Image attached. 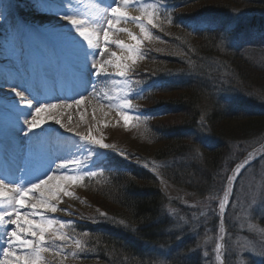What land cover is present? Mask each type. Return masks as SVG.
Wrapping results in <instances>:
<instances>
[{
    "label": "trees",
    "instance_id": "1",
    "mask_svg": "<svg viewBox=\"0 0 264 264\" xmlns=\"http://www.w3.org/2000/svg\"><path fill=\"white\" fill-rule=\"evenodd\" d=\"M166 6L174 22L159 23L168 54L151 50L132 77L145 85L137 99L138 112L149 117L143 153L167 164L154 168L145 158L127 162L109 154L108 165L101 166L104 181L86 187L102 211L125 221L73 225L87 233L100 264H201L189 255L197 228L201 237L210 226L218 233L223 219L225 231H233L232 202L224 218L219 208L226 177L264 141V0H166ZM24 8L31 10L30 3ZM233 9L244 23L222 45L217 31L190 26L204 16L229 19ZM151 171L180 188L190 204L168 198ZM254 218L264 227V215ZM245 258L264 264V258ZM232 259L224 255L225 264Z\"/></svg>",
    "mask_w": 264,
    "mask_h": 264
},
{
    "label": "snow or ice",
    "instance_id": "2",
    "mask_svg": "<svg viewBox=\"0 0 264 264\" xmlns=\"http://www.w3.org/2000/svg\"><path fill=\"white\" fill-rule=\"evenodd\" d=\"M72 2L73 0H29L35 12L52 13L58 20L66 22L60 25L37 26L23 18H15L13 11L18 6L0 0V25L7 24L6 41L16 45L23 56V45L26 40L46 35L61 37L66 44L63 55L71 65L76 82L69 95L58 86L59 77L55 71H45L35 79L30 73H21L8 56H0V109L9 113L5 119L3 140L0 141L5 155V163L0 170V264H63L62 257L66 258L67 252L65 246L72 240L65 228L73 222L46 213L67 211L60 209L58 205L63 202L64 197L74 195L69 190L71 186L86 177L97 175L96 171H89L85 166L108 165L107 155L102 150L113 149L115 146L96 138L91 132L87 135L73 132L74 138L66 136L58 128L51 126L55 124L64 127L55 112H50L47 120L38 117L46 110L71 108L73 104L81 105L84 100L83 93L88 92L90 87L94 90V81L91 77L95 75L99 79L101 76L108 78L111 75L106 67L95 60L97 52L103 51L101 32L105 46L111 43L126 49L129 53L126 59L131 61L130 64L121 63L120 57H117L115 63L117 74L120 77H128V74L134 71L136 57L143 58L141 45L152 35L149 28L159 27L158 14L160 8L166 4V0H156L155 3L145 6L151 11L146 12L144 16H130L125 9L140 3V0L122 2L111 0L107 5L104 4V0H96L99 14L82 20L77 19V13L69 7ZM127 21H139L142 36H138L127 27L117 28L118 24ZM173 22L170 15L168 23ZM189 23L194 31H217L222 45L225 40L235 35L244 21L241 13L233 9V16L226 20L204 16ZM113 31L127 33L135 43H125L119 38L110 41V34ZM111 55L117 54L112 52ZM49 58L51 61H57L59 54L52 50ZM6 85L10 89L8 92L3 91ZM48 89L54 94L49 95ZM144 90L143 87L129 89L120 97L121 103L118 106L125 110L134 109L136 106L129 97L141 95ZM77 96L79 99H76ZM41 98L59 102L43 103ZM121 115L126 126L133 119H139L138 116L130 115L129 111H123ZM203 119L201 116L202 121ZM67 131L72 132L71 129ZM118 155L127 158L129 154L120 151ZM37 158L46 159L47 164L42 171L33 173L30 168ZM252 159V154L249 153L244 161L232 170V175L226 177L227 187L224 188L223 199L219 202L221 213L228 203L233 181ZM143 166L147 167V164ZM100 215L106 216V213ZM124 223V220L119 221L120 225ZM74 243L76 248L81 247L80 241L76 240ZM216 247L219 253L221 245L218 244ZM259 254L264 257V250Z\"/></svg>",
    "mask_w": 264,
    "mask_h": 264
},
{
    "label": "rangeland",
    "instance_id": "3",
    "mask_svg": "<svg viewBox=\"0 0 264 264\" xmlns=\"http://www.w3.org/2000/svg\"><path fill=\"white\" fill-rule=\"evenodd\" d=\"M11 2L14 5H17L13 11V16L15 18H23L26 17L29 19L27 22L33 25L42 24L44 22L46 26L51 24H63L66 22L60 21L53 16L52 13H37V15H33V9L24 8V6L29 3V0H5V3ZM86 1L82 0H73L72 4L69 5L75 13H77L76 17L85 18L87 16L90 17V14H93L92 10L86 9ZM156 0H140L138 5L140 16H144L146 12H150V8H146V5L155 3ZM168 7L165 6L160 8L158 14V23L163 22L166 23L168 19V15L170 14ZM72 14V13H70ZM26 21V20H25ZM161 24L159 23V27L149 28V31L152 33L151 37L143 41L141 45V52L143 54V58L139 56L136 57V63L134 69L143 68L144 67V59L146 54L151 53V50L155 49L156 53L161 55H166L168 49V44L165 42L166 37H164V33L161 31ZM7 24L0 25V56H8L15 63L16 61V50L18 47L11 42H7L5 39L6 36ZM136 34L138 36H142L140 32L139 21H137V31ZM44 38V36H39L35 38L28 39L24 42V53L28 54L30 49H33L32 52L35 54L39 53L40 50L38 48L37 42ZM162 43V44H161ZM164 43V44H163ZM162 50V51H161ZM154 56V55H153ZM124 63H131L130 60L123 59ZM16 67L19 69L21 73H24L17 64ZM27 65V63L25 64ZM40 74L43 73L42 70H39ZM132 73L128 74L130 77ZM124 77L120 80L123 85L126 87L125 91L128 92L129 89L136 90L141 87H145L142 83H136V78H128ZM33 78L38 79V77L33 75ZM135 80V81H134ZM139 86H138V85ZM139 95H132L129 98L132 100V103L137 107V99ZM70 102V101H69ZM39 106V105H38ZM136 107L129 111L130 115L134 117L138 116L139 119H133L126 126L124 122L120 125L114 126L111 121L104 122L102 127H105L98 134L97 130L95 131V137L98 139H103L105 143L112 144L115 147L113 149L102 150L108 156L111 154H118V152L123 151L126 154H132V158H124L127 162H131L138 158H145L147 162L151 165V167H158L160 164H167L165 162H157L151 159L148 155H146L145 150L147 148L146 137L148 129V115L139 113L136 110ZM8 115L9 113L6 112ZM251 143H254L252 141ZM250 144V143H249ZM261 144V145H260ZM260 144H255L256 146L248 152L244 154L242 158L235 164L234 168L237 164L242 163L244 159L248 156L249 153L252 154V161L249 165L241 171L238 178L233 181L228 197V203L225 205V210L231 203L230 212L231 217H229V224L232 227L233 231H225V223L223 219L220 221L219 231L214 232L213 228L206 227L203 236L201 237V232H199L198 228L196 230V236L198 243L196 247L191 250L189 255L197 257V260H200L201 264H225L224 255H231L233 258L231 260L232 264H241L243 261L244 264H248V261L245 257L250 255L255 256L256 258H264L260 256V252L264 250V227L260 226L258 220L254 217L255 215L261 216L264 215V141ZM123 158V157H121ZM169 164V162H168ZM87 170L96 171L97 175L94 177H86L83 181L78 182L73 186L72 191L74 193L73 196H69L68 198H63V204L59 206L60 209H67V211H58L55 218L62 219L64 221H72V224L66 226L65 231L68 232L72 240L65 246L67 249L66 258L62 257L63 264H100L99 260L93 257V252L88 247L87 238L84 232H76L73 229V225L77 222H82L83 219L87 221H91L93 223H108L111 226H115L119 224V219L112 218L108 216L105 211H102L94 202H92L85 191L86 185L94 186L99 182H103L105 179V175L103 173L102 168L99 167H89L86 165ZM233 168V169H234ZM232 169V170H233ZM232 170L229 172L231 174ZM162 177L158 175V179ZM164 178V177H162ZM163 186L160 183L159 186L161 191L168 197L173 199L182 200L183 203L190 204L189 201L186 200V195L180 188L169 182L166 178ZM226 186V185H225ZM163 188L169 192V194L165 193ZM100 213H106V216H101ZM222 216V214H221ZM222 218H224L222 216ZM221 228H223V232H221ZM222 235H225L230 238V246L228 248H224V242L219 243ZM80 241L81 247L76 248L74 241ZM221 245L219 253H217V245ZM153 250V248H151ZM205 253L207 255H205ZM158 254V253H157Z\"/></svg>",
    "mask_w": 264,
    "mask_h": 264
},
{
    "label": "bare ground",
    "instance_id": "4",
    "mask_svg": "<svg viewBox=\"0 0 264 264\" xmlns=\"http://www.w3.org/2000/svg\"><path fill=\"white\" fill-rule=\"evenodd\" d=\"M86 1V9L92 10L93 14H90L91 16L98 15L97 11V5L96 0H82ZM111 2V0H104V4L107 5ZM122 2V0H121ZM138 4H133L129 8L125 9L129 12L130 16H140L139 7ZM77 16V15H76ZM77 19L86 20L89 18V16L85 18L76 17ZM55 25H60L55 24ZM127 27L130 31L136 34L137 31V21H127V22H121L117 25V28H124ZM101 37V47L103 48V51L97 52L95 56V60L99 61L103 67H106L111 74L108 78H104L101 76L99 79L93 75L91 77V80L94 81V90L93 88H89L88 92L83 93L84 100L82 101L81 105L76 106L75 104L72 105L71 108H63V109H55V110H46L40 114V117L38 118H44L47 120L50 112H55L58 116V118L61 120V123L64 125V127H60L59 125L52 124L51 126L53 128H58L59 131L63 132L66 136L72 137V133H79L82 135H87L89 132L93 136H95V131L99 128V133L102 131L101 125L104 123L103 120H101L102 117H106L107 113H110L111 116L106 119L112 121L114 126L122 124L123 116L121 115V112L124 111V109L120 108L117 103L118 100H120V97L125 95V89L126 87L123 85L120 80L124 77H120L117 74V69L115 68V63L117 62V57H120V62L124 63L123 59H126V57L129 55L126 49H122L117 45L109 43L107 46L103 44V33H100ZM123 39L125 43H135L134 41H131L130 37L127 33L122 31H113L110 34V41L113 39ZM38 48L40 50L39 54H35L33 49H30L28 54H25L23 52V56L20 55L19 49L16 50V61L17 66L21 68V70L25 73H30L31 76L36 74V76L39 78L40 72L39 70H42V72L48 71L53 72L55 71L58 74V81L57 84H61L66 80L74 81L71 65L69 62L66 61L64 57V53L66 51V44L62 40L61 37L57 35H46L44 38L37 42ZM23 48L25 49V46L23 45ZM55 50L59 54V58L57 61H51L49 58V53ZM112 52H115L117 55L112 56ZM110 61V62H109ZM27 63V65H25ZM110 82V83H108ZM9 86H5L4 92H8ZM110 91L114 92V96H110ZM71 95V93L69 94ZM76 99H79V96L76 97ZM41 102L48 103V102H56L54 100H47L41 98ZM71 102V101H70ZM39 104H36L38 106ZM34 111V109H33ZM9 116V114H8ZM6 112L2 109H0V141L3 140V128L5 124V119L8 117ZM71 117V119H69ZM49 124L51 122L49 121ZM47 127V125H45ZM67 129H71L72 132H68ZM65 130V132H64ZM39 131V130H37ZM67 131V132H66ZM74 138V137H72ZM0 170H2L3 165L2 160L5 158L4 152H3V145L0 144ZM83 158V157H82ZM62 162V161H57ZM47 160L43 158H37L36 161H34L33 165L31 166L30 170L33 173L42 171L44 167H46ZM232 175V172L231 174ZM160 183L163 186V184L166 182L164 178L160 177ZM54 185V182H53ZM227 187V183H226ZM164 192L169 194L167 190L163 188ZM47 215H50L46 213Z\"/></svg>",
    "mask_w": 264,
    "mask_h": 264
}]
</instances>
